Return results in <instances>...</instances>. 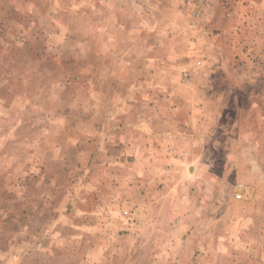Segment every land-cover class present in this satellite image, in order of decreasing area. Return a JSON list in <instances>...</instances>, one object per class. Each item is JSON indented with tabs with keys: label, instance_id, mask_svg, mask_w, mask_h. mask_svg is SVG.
<instances>
[{
	"label": "rangeland",
	"instance_id": "374dc122",
	"mask_svg": "<svg viewBox=\"0 0 264 264\" xmlns=\"http://www.w3.org/2000/svg\"><path fill=\"white\" fill-rule=\"evenodd\" d=\"M0 264H264V0H0Z\"/></svg>",
	"mask_w": 264,
	"mask_h": 264
},
{
	"label": "crops",
	"instance_id": "0c3cea01",
	"mask_svg": "<svg viewBox=\"0 0 264 264\" xmlns=\"http://www.w3.org/2000/svg\"><path fill=\"white\" fill-rule=\"evenodd\" d=\"M137 125H138L136 128L137 129V135H139L137 137V144L139 147L144 146V145L145 146L146 145L151 146L152 140H153V138H155V136L152 132H155V131H160L162 134H166V132H168L172 137V138L170 137L169 140L173 139L174 141L180 142V144H179L180 146H182V145L185 146L184 140L182 139V137H180L176 134H181V132H182L181 129L186 133L190 132L189 131L190 129L187 126L181 127V129L179 131H178V128H176V126L174 129H172L171 128L172 125H170V122L167 123L166 125L164 124L162 127H158L159 124L154 125V123L152 122V118H151V120H150V118H147L144 123L140 122ZM156 128H158V129H156ZM165 137L162 135H159L156 138L159 139V141L163 142L164 140L167 139ZM187 137H190V136H187ZM169 140L167 142H169Z\"/></svg>",
	"mask_w": 264,
	"mask_h": 264
}]
</instances>
